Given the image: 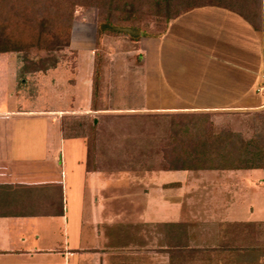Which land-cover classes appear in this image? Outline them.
<instances>
[{"label":"crops","instance_id":"1","mask_svg":"<svg viewBox=\"0 0 264 264\" xmlns=\"http://www.w3.org/2000/svg\"><path fill=\"white\" fill-rule=\"evenodd\" d=\"M156 60L148 90L164 112L209 123L192 128L209 139L195 150L239 152L229 133L213 127H234L229 118L241 117L249 132L243 118L264 117V0H225L183 13L168 25ZM69 87L61 94L38 89L31 101L12 87L0 92L14 105L0 108V264H264V175L257 181L249 174H264V167L216 157L143 176L87 171L83 143L61 137L58 117L22 108L64 100L71 90L76 96ZM45 183L61 189L60 214L10 204L35 200L12 195L11 186Z\"/></svg>","mask_w":264,"mask_h":264},{"label":"rangeland","instance_id":"2","mask_svg":"<svg viewBox=\"0 0 264 264\" xmlns=\"http://www.w3.org/2000/svg\"><path fill=\"white\" fill-rule=\"evenodd\" d=\"M107 1L64 0V23L56 21L41 32L40 15H32L20 1L0 0V45L15 49L0 53V92L12 87L13 95L22 91L31 101L38 89L44 94L53 88L61 94L71 86L76 96L71 90L64 100L43 99L37 107L29 102L22 108H39L40 115L50 112V117H58L61 137L83 143L82 164L87 171L122 170L143 176L151 169L157 174L189 158L174 154L175 150L194 135L192 128L208 129L209 124L203 122V126L204 117L169 116L159 100L150 95L148 77L150 69L156 68L157 48H161L171 21L195 7L225 0H124L115 5ZM164 1H168L170 13L181 9L179 14L166 20ZM255 1L260 2L243 3ZM188 5L193 7L186 9ZM0 98L1 109L13 108V100ZM229 119L236 120V126L223 122L214 125L213 131L229 133L228 140L238 146L256 139L262 121L264 131V117H244L249 132L241 128V117ZM249 174L263 180L262 171ZM57 188L54 183L11 186L12 195L31 198L32 194L35 200L18 199L10 204L17 208L21 203L28 212L34 209L53 214L58 205ZM253 191L249 203L255 206L257 196Z\"/></svg>","mask_w":264,"mask_h":264},{"label":"trees","instance_id":"3","mask_svg":"<svg viewBox=\"0 0 264 264\" xmlns=\"http://www.w3.org/2000/svg\"><path fill=\"white\" fill-rule=\"evenodd\" d=\"M20 1L23 4L25 8H30L32 15H40L38 26L40 28V31H44L47 28H52L53 24L58 21L64 23V18L66 17V13L64 16V11L66 9V6L64 7L62 5V2L64 0L56 1L54 0H17V2ZM96 1V0H95ZM102 2L103 0H97ZM124 0H108L107 2L110 5L120 4ZM76 3V1H73ZM165 3V18L166 20L171 19L179 14V11L181 9H178L179 11H172V13L169 12V3L168 1H164ZM74 4V3H73ZM70 5V3H69ZM72 6V3H71ZM188 5L187 8H192L193 6ZM174 7H177V5L174 4ZM68 9V8H67ZM58 11H60L61 14H58ZM70 17V16H69ZM69 17L65 19V22L68 23ZM66 24V23H65ZM49 31V30H48ZM40 32V34H42ZM1 42V41H0ZM12 51L15 49H8L7 46L0 45V53H4L7 51ZM260 133L256 134L257 137L254 141L248 140L244 143V146H237L236 150L239 152L237 153H229V154H204L201 152H197L194 147L201 146L203 144H206L209 139H206L204 137H197L196 135H192L187 139L188 141L182 145L184 148H182V151L175 150L174 154H181V155H187L190 156L189 158L186 157L185 161L184 158H181L184 162H181L180 164L168 167L166 170H174V169H186V168H192L195 166H200L202 163H208L210 160H214V158H218L219 161H230V164L235 167L240 168H249V169H262L264 167V135H263V121L259 125ZM192 132H194L192 130ZM194 134V133H193ZM207 141V142H206ZM232 141L230 142V144ZM236 146V143H234ZM190 146V147H189ZM89 171V169H88ZM91 171V170H90ZM59 187V186H58ZM59 192V196L57 198V208L56 211L53 212V214H60L62 203H61V189L60 187L57 188ZM2 204V202H0ZM43 213V212H42ZM45 213V212H44ZM49 214V213H48Z\"/></svg>","mask_w":264,"mask_h":264}]
</instances>
